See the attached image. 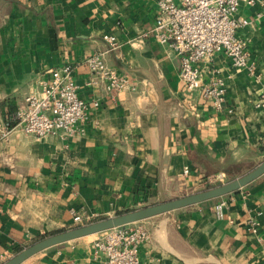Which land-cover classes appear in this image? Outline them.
I'll use <instances>...</instances> for the list:
<instances>
[{
  "label": "crops",
  "instance_id": "0c3cea01",
  "mask_svg": "<svg viewBox=\"0 0 264 264\" xmlns=\"http://www.w3.org/2000/svg\"><path fill=\"white\" fill-rule=\"evenodd\" d=\"M156 14V0H0V118L65 63L89 103L82 133L37 137L17 127L0 140V264L47 234L205 189L264 159V0L235 13L249 21L237 29L247 66H232L222 52L201 63L204 82L223 81L220 109L189 93L178 57L142 36ZM104 34L115 36L116 49L107 50ZM95 50H107L106 65L136 90L86 85V58ZM136 223L149 233L141 264H264V174ZM94 235L20 264H98Z\"/></svg>",
  "mask_w": 264,
  "mask_h": 264
},
{
  "label": "built area",
  "instance_id": "2783aa9c",
  "mask_svg": "<svg viewBox=\"0 0 264 264\" xmlns=\"http://www.w3.org/2000/svg\"><path fill=\"white\" fill-rule=\"evenodd\" d=\"M256 0H156L154 24L142 36L154 39L179 59V77L189 93L198 92L211 101L215 109L222 108L225 88L220 77L202 80L201 63L215 52L224 53L232 66H247V51L237 29L249 21L236 17L241 4L253 5ZM107 50L116 49L117 40L104 34ZM95 50L86 58L90 78L88 86H101L107 92L134 91L136 85L126 75L118 74L104 60L107 51ZM78 92L70 64L48 71V78L38 81V89L24 97L8 119L0 118V140L8 141L15 128L37 137H66L85 131L88 105ZM98 105V101H92ZM264 117V115H263ZM188 168L183 169V174ZM222 203L216 205V212ZM74 222H82L79 214ZM254 223H252L253 227ZM149 237L147 230L136 222L99 232L91 243V251L99 257L98 264H141L139 250Z\"/></svg>",
  "mask_w": 264,
  "mask_h": 264
},
{
  "label": "water",
  "instance_id": "95a60500",
  "mask_svg": "<svg viewBox=\"0 0 264 264\" xmlns=\"http://www.w3.org/2000/svg\"><path fill=\"white\" fill-rule=\"evenodd\" d=\"M262 174H264V159L248 172L217 185L47 234L25 246L1 264H20L28 257L49 246L223 196L247 185Z\"/></svg>",
  "mask_w": 264,
  "mask_h": 264
},
{
  "label": "rangeland",
  "instance_id": "374dc122",
  "mask_svg": "<svg viewBox=\"0 0 264 264\" xmlns=\"http://www.w3.org/2000/svg\"><path fill=\"white\" fill-rule=\"evenodd\" d=\"M217 184H219V183H215V184H213V185H217ZM213 185H211V186H213ZM208 187H210V186H208ZM139 208V207H138ZM135 209V208H134ZM129 210H133V209H127V210H125V211H129ZM125 211H122V212H125ZM122 212H118L117 214H119V213H122ZM115 215V214H114ZM112 216V215H111ZM99 218H102V217H97V219H99ZM97 219H93V220H97ZM90 222V221H89ZM85 223H87V222H83V223H78L77 225H75V226H78V225H81V224H85ZM94 238L95 237H97L96 235H94L93 236Z\"/></svg>",
  "mask_w": 264,
  "mask_h": 264
},
{
  "label": "trees",
  "instance_id": "16d2710c",
  "mask_svg": "<svg viewBox=\"0 0 264 264\" xmlns=\"http://www.w3.org/2000/svg\"><path fill=\"white\" fill-rule=\"evenodd\" d=\"M122 212V211H121Z\"/></svg>",
  "mask_w": 264,
  "mask_h": 264
}]
</instances>
